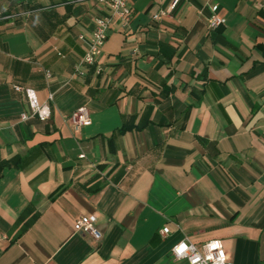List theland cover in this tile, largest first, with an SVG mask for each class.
Here are the masks:
<instances>
[{
	"label": "crops",
	"instance_id": "1",
	"mask_svg": "<svg viewBox=\"0 0 264 264\" xmlns=\"http://www.w3.org/2000/svg\"><path fill=\"white\" fill-rule=\"evenodd\" d=\"M173 2L129 0L78 76L102 4L0 0V264H188L182 240L264 264V0H180L153 20ZM214 2L226 24L210 30ZM15 84L53 95L48 121L21 120ZM92 215L101 240L76 231Z\"/></svg>",
	"mask_w": 264,
	"mask_h": 264
},
{
	"label": "built area",
	"instance_id": "2",
	"mask_svg": "<svg viewBox=\"0 0 264 264\" xmlns=\"http://www.w3.org/2000/svg\"><path fill=\"white\" fill-rule=\"evenodd\" d=\"M106 9L107 13L96 18L95 30L89 38L81 36L86 45V52L83 59L75 66L74 75L84 76L86 68L97 64L98 57L101 55L106 42L109 39V30L113 20H119L123 26H128L133 17V8L129 4V0H97ZM180 0H174L171 6L165 10H160L153 15L154 21H159L165 16H171L175 10L176 4ZM261 2L259 6H263ZM211 16L208 20L210 30H215L226 24V19L220 14V4L214 2L210 5ZM43 73L47 81L52 78V71L43 69ZM101 72V68H97V73ZM14 90L23 94L29 104L30 111L21 114V120L27 122L32 118H38L41 121H48L51 117L50 101L53 95L49 96V100L41 102L35 89L25 87L19 84L14 85ZM67 120L74 126L80 128L91 124L92 118L90 110L87 107H80L71 112ZM84 158L85 155L80 156ZM97 218L95 215L83 216L76 222V231L81 234H89L96 240H101L103 234L96 227ZM170 233L169 228L161 230L163 237ZM172 256L176 260H187L188 264H228V254L221 240H212L199 248L192 242L182 240L172 249Z\"/></svg>",
	"mask_w": 264,
	"mask_h": 264
}]
</instances>
